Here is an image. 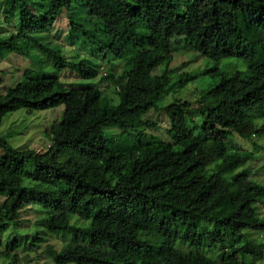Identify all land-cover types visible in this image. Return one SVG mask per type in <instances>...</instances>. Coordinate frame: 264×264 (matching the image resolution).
<instances>
[{"label":"trees","instance_id":"trees-1","mask_svg":"<svg viewBox=\"0 0 264 264\" xmlns=\"http://www.w3.org/2000/svg\"><path fill=\"white\" fill-rule=\"evenodd\" d=\"M60 13L68 22L66 42L92 43L100 60L121 62L118 74L100 75L86 59L66 60L41 40ZM0 14L12 27L0 34V53L41 68L36 51L80 79L97 78L73 87L56 70L32 65L20 83L0 92V122L16 109L62 106L60 119L45 130L44 151L16 149L0 137V245L11 250L23 240L11 228L32 208L42 213L32 225L72 236L58 249L44 245L50 264H255L262 258L264 241L249 234L264 233L257 209H264V183L250 179L244 150L232 140L258 150L252 137L264 138V0H1ZM178 49L215 62L236 58L244 69L218 70L194 109L187 101L166 104L168 141L150 142L134 131L154 127L142 115L191 79L170 84L166 66ZM102 82L116 83L113 113L104 111ZM108 127L119 131L115 146L105 141Z\"/></svg>","mask_w":264,"mask_h":264},{"label":"rangeland","instance_id":"rangeland-1","mask_svg":"<svg viewBox=\"0 0 264 264\" xmlns=\"http://www.w3.org/2000/svg\"><path fill=\"white\" fill-rule=\"evenodd\" d=\"M67 26L68 22L66 17L60 13L54 20L52 28L43 33L44 37L41 40L50 44L53 50H60V53L66 60L76 61L86 59L94 64L100 75H103L104 72H110L113 75L118 74L121 69V62L115 60L104 62L100 60L95 51H92L94 46L92 43L80 45V38L77 37L73 38V45L68 44L65 40ZM11 31V23L3 24L0 14V34L6 35ZM31 54L37 55L40 60H43L40 65L41 68L37 66L39 65L37 62L32 64L26 57L8 52L0 53V92L5 87H11L16 83H20L22 81L23 71L32 65L38 67L37 69L43 72H53L56 70L60 81L70 83L73 87L87 81L95 83L97 80V78L94 80H83L74 72L61 69L56 64L55 59L50 55L43 54L42 56L36 51H32ZM166 68L169 69L168 75L171 77L170 84H173L172 87L174 86V82L178 81L180 77L191 76V79L187 80L183 85L169 89L160 97L157 109L147 110L142 115L144 120L152 121L154 127L143 128L141 125H138L134 131L145 135L150 142L168 141L165 133L168 121L162 109L166 104L175 100L187 101L191 104L190 109H194L197 106V100L202 95V92L217 81L218 76L215 74L218 70L229 74L235 70H243L244 64L236 58H222L215 62L210 58L201 56L193 50L178 49L173 51L171 60ZM163 70L164 63L158 65L153 70V73L159 74ZM176 84L178 85L179 83ZM99 87L103 96L108 99L104 111L106 113H113L116 110L114 94L116 83L102 82ZM61 112V105L46 110L27 112L25 109L20 108L11 111L1 119L0 137L16 149L28 148L35 152L44 151L49 144L45 130L52 123L60 119ZM252 115L257 118L261 116L258 112H254ZM194 120L197 121L198 117L194 116ZM103 133L105 141H107L109 146H115L116 141H119V131L117 129L110 127L103 128ZM252 139L258 147V150H254L245 139H239L235 136L232 143L244 150V153H242V167L247 168L250 179L262 184L264 183V138L252 137ZM127 141L125 139V142ZM257 209L259 214L264 215V209L261 206H258ZM38 215L41 216L42 213L32 208L21 212L18 224L11 228V231L22 234L23 240L17 242V245L11 250L5 249L4 244L0 245V264H32V262L35 264H50V259L43 251L44 245L47 243L52 245L54 249H58L62 245L70 242L72 239L70 234L65 232L54 233L32 225V222ZM79 215L77 213L75 217L79 219ZM76 221L74 220L73 222H81L80 220ZM33 231H35V235ZM6 236L7 234L5 232L3 238L6 239ZM249 236L264 241V233L258 235L253 232ZM30 241L31 244L28 246ZM9 254L14 255V259L8 258L10 256ZM29 261L31 263H27ZM255 264H264V253L262 258L257 260Z\"/></svg>","mask_w":264,"mask_h":264}]
</instances>
